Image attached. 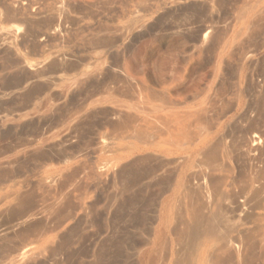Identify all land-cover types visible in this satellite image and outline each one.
Listing matches in <instances>:
<instances>
[{
  "label": "rangeland",
  "instance_id": "1",
  "mask_svg": "<svg viewBox=\"0 0 264 264\" xmlns=\"http://www.w3.org/2000/svg\"><path fill=\"white\" fill-rule=\"evenodd\" d=\"M36 1L0 0V264H174L185 246L172 230L190 220L185 192L201 155L181 176L177 158H165L142 133L159 117L174 124L178 114L192 117L187 127L196 140L231 145L245 117L264 118V0ZM20 23L28 34L6 37ZM53 27L62 33L43 39ZM114 113L124 116L115 121ZM127 116L134 126L113 132ZM25 200L34 212L23 213ZM19 215L37 222L20 226ZM188 245L200 263L204 241ZM19 248L29 252L27 263L13 260ZM256 249V264H264L263 245Z\"/></svg>",
  "mask_w": 264,
  "mask_h": 264
},
{
  "label": "bare ground",
  "instance_id": "2",
  "mask_svg": "<svg viewBox=\"0 0 264 264\" xmlns=\"http://www.w3.org/2000/svg\"><path fill=\"white\" fill-rule=\"evenodd\" d=\"M31 1V0H30ZM36 1V0H35ZM38 1V0H37ZM36 1V2H37ZM18 2V1H17ZM34 2V1H33ZM243 2V1H242ZM15 3V2H14ZM30 3V2H29ZM28 3V4H29ZM246 3V2H245ZM6 4V3H5ZM17 6L21 5L18 3H16ZM39 4V2H38ZM244 4V3H242ZM14 6V5H13ZM13 12H15V7H13ZM28 6V5H27ZM247 6V5H245ZM6 7V5H5ZM241 7V6H240ZM244 7V6H243ZM3 8V7H2ZM8 8V7H7ZM10 8V7H9ZM18 9L20 7H17ZM16 8V10H17ZM258 8V7H257ZM261 8V7H260ZM239 10V9H238ZM6 11V10H5ZM9 11V10H7ZM12 11V9H11ZM21 11V8L18 11V15L19 12ZM253 11V10H252ZM6 13V12H5ZM9 13V12H8ZM6 13V15L8 14ZM21 13V12H20ZM257 13V11H256ZM259 13V12H258ZM11 14V12H10ZM22 14V13H21ZM20 14V15H21ZM25 14V13H23ZM32 14V13H31ZM39 14V13H38ZM41 14V13H40ZM13 15H16V13H14ZM12 15V16H13ZM35 15V14H34ZM25 16V15H24ZM38 16V15H37ZM259 16V15H258ZM16 17V16H13ZM19 17V16H18ZM34 17V16H33ZM40 17V16H39ZM38 17V19H39ZM7 18V16H6ZM12 18V17H10ZM22 18V17H21ZM29 18V17H28ZM260 18V16H259ZM263 18V17H262ZM262 18H260L261 20H263ZM34 19V18H33ZM242 19V18H241ZM21 20V19H20ZM24 20V19H22ZM32 18L30 17V20L28 19V21H31ZM42 20V19H41ZM257 20V19H256ZM18 21V20H17ZM16 21V22H17ZM259 21V20H257ZM256 21V22H257ZM264 21V20H263ZM21 22V21H20ZM39 22V21H38ZM37 22V23H38ZM18 23V22H17ZM26 23V22H24ZM43 23V20H42ZM48 23V22H47ZM46 23V24H47ZM252 23V22H251ZM28 24V23H27ZM25 24V29H26V25ZM30 24V22H29ZM32 24V23H31ZM257 24V23H256ZM262 25L264 24L261 23ZM258 25V24H257ZM30 26V25H29ZM47 26V25H46ZM64 26V25H63ZM256 26V25H253ZM259 26V25H258ZM257 26V27H258ZM28 27V26H27ZM43 27V26H42ZM49 27V26H47ZM62 27V26H61ZM65 27V26H64ZM69 27V26H68ZM249 27V26H248ZM262 28V26H259V28ZM23 28V24L21 25L20 23V27H17L16 31L11 32L8 36L6 35V37H8L9 39H17V36L20 34V36H22V39L24 38L23 35H21V33H27V31H25V29ZM54 28V27H53ZM66 28V27H65ZM24 29V30H23ZM30 29V28H29ZM51 29V28H50ZM49 29V30H50ZM63 29V28H62ZM71 29V28H70ZM214 29V28H213ZM251 29V26H250ZM253 29V28H252ZM251 29V31H252ZM263 29V28H262ZM27 30V29H26ZM257 30H259L257 28ZM261 30V29H260ZM36 31V30H35ZM42 32V31H41ZM48 32V31H47ZM256 32V30H255ZM46 33V32H45ZM44 33V34H45ZM62 30L59 28H54L50 30V33H46L45 35L42 33V35L45 36L48 39L51 35H57V34H61ZM209 32H207L206 34H204V37H206ZM211 33V31H210ZM254 33V32H253ZM257 33V32H256ZM8 34V33H7ZM26 34V35H27ZM39 34V33H38ZM4 35V34H3ZM25 35V34H24ZM64 35V34H63ZM63 35H60L63 36ZM71 35V34H70ZM1 36V35H0ZM19 36V37H20ZM28 36V35H27ZM36 36V35H35ZM41 35H39L40 37ZM59 36V35H57ZM70 37V36H69ZM86 37V36H85ZM250 37V35H249ZM5 38V35H4ZM207 38V37H206ZM2 39V38H1ZM7 39V38H5ZM21 39V37H20ZM58 39H63V37ZM70 39V38H69ZM205 39V38H204ZM211 39V38H210ZM254 39V38H253ZM252 39V40H253ZM259 39V38H258ZM37 40V39H36ZM49 40V39H48ZM73 40V39H72ZM85 40V39H84ZM91 40V39H90ZM245 40V39H244ZM93 41V40H92ZM91 41V43H92ZM207 41V40H206ZM255 41H257L255 39ZM30 42V41H29ZM35 42V41H34ZM37 42V41H36ZM264 42V41H263ZM39 43V42H37ZM42 43V42H41ZM62 43V42H61ZM96 43V42H95ZM100 43V42H99ZM201 43H206V42H201ZM255 43V42H254ZM32 45V44H31ZM30 45V46H31ZM34 45V44H33ZM32 45V46H33ZM96 45V44H94ZM206 45V44H205ZM89 46V45H88ZM99 46V45H98ZM103 46V45H102ZM101 46V47H102ZM105 46V45H104ZM249 45H247L248 47ZM95 47V46H94ZM97 47V45H96ZM205 47V46H204ZM250 47V46H249ZM262 47V46H261ZM29 48V47H28ZM99 48V47H98ZM33 49V47H32ZM37 49V48H36ZM203 53V52H202ZM258 54V53H257ZM58 58V57H57ZM65 58V56H64ZM63 58V59H64ZM69 58V57H68ZM67 58V59H68ZM61 58V60H63ZM234 59V58H233ZM242 59V57H241ZM60 60V61H61ZM66 60V59H65ZM57 61V60H56ZM54 61V62H56ZM264 61V60H263ZM262 61V62H263ZM82 62V59H81ZM217 63V62H216ZM57 64V63H56ZM59 64V63H58ZM229 64V63H228ZM227 64V65H228ZM231 64V63H230ZM81 65V64H80ZM46 66V65H45ZM56 66V65H55ZM65 66V65H64ZM230 66V65H229ZM252 66V65H251ZM260 66V65H259ZM32 67V66H31ZM58 67V66H57ZM68 67V66H67ZM48 68V66H47ZM46 68V69H47ZM63 71H64V67L62 66ZM61 68V69H62ZM40 69V68H39ZM57 69V68H56ZM59 69V68H58ZM60 69V70H61ZM29 70V69H28ZM49 70V69H48ZM68 70V69H67ZM42 72L44 70H41ZM39 70V72H41ZM62 71V72H63ZM71 71V70H70ZM74 71V70H73ZM264 71V70H263ZM32 72H35V70ZM37 72V69H36ZM46 72V71H45ZM61 72V71H60ZM44 73V72H43ZM42 73V74H43ZM66 73V72H65ZM119 73V72H118ZM261 73V72H260ZM35 76L37 73H34ZM34 74L32 73V75L34 76ZM41 73L38 75H42ZM110 74V73H109ZM116 74V73H115ZM255 74V73H254ZM259 74V73H258ZM262 74V73H261ZM259 74V75H261ZM112 75V74H111ZM252 75V74H251ZM93 76V75H92ZM56 77V76H55ZM260 77V76H259ZM262 77V76H261ZM264 77V76H263ZM33 78V77H32ZM251 78V77H250ZM56 79V78H55ZM61 79V78H60ZM114 80V79H113ZM250 80V79H249ZM258 80V79H257ZM118 83L120 80H117ZM123 80H121L120 82H122ZM263 81V80H262ZM82 82V81H81ZM258 82V81H257ZM256 82V83H257ZM260 82V81H259ZM114 83V82H113ZM124 84V82H122ZM121 83V84H122ZM261 83V82H260ZM259 83V84H260ZM264 83V82H263ZM120 84V83H119ZM250 84V83H249ZM79 85V84H78ZM256 85V84H255ZM264 85V84H262ZM261 85V86H262ZM81 87V86H79ZM106 87V85H105ZM115 87V86H114ZM117 87V86H116ZM120 87V85H119ZM118 87V88H119ZM125 87V86H124ZM222 87L223 86H219ZM77 88V87H76ZM248 88V87H247ZM252 88V87H251ZM264 88V87H263ZM103 89V88H102ZM117 89V88H115ZM123 89V88H122ZM137 89V88H136ZM139 89V88H138ZM141 89V88H140ZM217 89V88H216ZM98 90V89H97ZM107 90V89H104ZM101 90V91H104ZM109 90V89H108ZM111 90V89H110ZM113 90V88H112ZM125 90V89H124ZM218 90V89H217ZM221 89H219L220 91ZM140 91V90H138ZM155 91V90H154ZM225 89H224V94H225ZM96 92V91H95ZM127 92V90H126ZM125 91H121V90H114L112 93H114L115 95H119L120 97H127L128 93L126 94ZM133 92V91H132ZM160 92V91H159ZM247 92V91H246ZM259 92V91H258ZM261 92V91H260ZM64 93V92H63ZM97 93V92H96ZM110 93V92H109ZM158 93V91H157ZM161 93V92H160ZM159 93V94H160ZM220 93V92H219ZM223 93V91H222ZM257 93V92H256ZM255 93V94H256ZM61 94V93H60ZM92 95L95 96V93L92 92ZM51 95V94H50ZM63 95V94H62ZM158 95V94H157ZM163 95V94H162ZM165 95V94H164ZM221 95V93H220ZM223 95V94H222ZM130 96V95H129ZM168 96V95H167ZM225 96V95H224ZM249 96V95H248ZM247 96V97H248ZM260 96V95H258ZM257 96V97H258ZM49 97V96H48ZM91 97V96H89ZM166 97V96H165ZM238 97V96H237ZM88 98V96L86 97ZM185 98V97H184ZM220 98V97H219ZM222 98V97H221ZM156 99V98H155ZM253 99V98H252ZM186 100V99H185ZM221 101V100H220ZM256 101V99H255ZM258 101V100H257ZM86 102V101H85ZM164 102V101H163ZM167 102V100H166ZM169 102V101H168ZM218 102V101H217ZM224 102V101H223ZM222 102V103H223ZM226 102V101H225ZM259 102V101H258ZM180 103V102H179ZM182 103V102H181ZM228 103V102H227ZM257 103V102H256ZM261 103V102H260ZM263 103V102H262ZM82 104V103H81ZM172 106V103H169ZM174 104V103H173ZM194 104V103H193ZM225 104V103H223ZM230 104V103H228ZM252 105V103H251ZM158 106V105H157ZM196 106V105H195ZM231 106V105H230ZM79 107V105H78ZM169 107V106H168ZM179 108V107H178ZM181 108V107H180ZM225 108V107H224ZM248 108V107H247ZM257 109V108H256ZM255 109V110H256ZM222 110V109H221ZM254 110V109H253ZM196 111V110H195ZM200 110H197V112ZM208 111V110H207ZM211 111V109H210ZM247 111V110H246ZM258 112V110H256ZM261 111V110H260ZM54 112V111H53ZM177 112V111H176ZM184 113L187 111H183ZM215 112V111H213ZM225 110L223 111L224 114ZM255 113V111H253ZM256 112V113H257ZM63 113V112H62ZM118 113V112H117ZM117 113H114L116 116ZM179 113V112H178ZM183 113V114H184ZM202 113V112H201ZM204 113V112H203ZM209 113V112H206ZM205 113V114H206ZM255 113V114H256ZM259 113V112H258ZM257 113V114H258ZM60 114V112H59ZM64 114V113H63ZM68 114V113H67ZM121 114V113H120ZM62 115V114H61ZM108 115V113H107ZM122 115L124 116V114L122 113ZM120 115V116H122ZM133 114H131L132 116ZM173 115V114H172ZM185 115V114H184ZM187 115H189L187 113ZM215 115V114H214ZM222 115V113H221ZM263 115V114H262ZM64 116V115H63ZM85 116V115H84ZM113 116V115H111ZM108 117L109 119L112 117ZM118 116V115H117ZM115 118V121L117 119H119V117ZM174 116V115H173ZM177 116L179 117V115L177 114ZM190 116V115H189ZM194 116V115H193ZM204 116L203 114H201V117ZM211 116V115H209ZM130 116H127L126 119L122 120L123 123L122 125H117V123L115 125H112L113 127V132L118 131L117 129L119 127H121V130L124 128H127L129 126V119ZM134 117V116H132ZM131 117V118H132ZM168 117V116H167ZM178 117L174 118V124H172L171 122H169V120H165L159 117V119H157V126L156 128H150L152 129L151 133H153L154 135H150L151 133L149 132V134H145L142 133V140H146V142L149 143V145L155 146L151 143H153L154 140H156L157 146H158V151L159 153H161L162 155H164L165 158H177L174 162L177 168V165L180 167L181 169V176L185 173L184 170H186L187 168H190L193 164H195V158H193V156L196 155H201L199 157H201V160L199 162H197V165L195 166L197 168V172L194 175H191V177L189 178V180L187 181V189L185 192L186 198L187 200L190 202V207L191 208V213H190V220L189 222H187L185 219H183V221H186L187 223L184 222V224L180 223V220L178 223H175L176 229L174 228L172 230V234L175 236V241H177L180 245L184 244V252L180 251V254H177V256L175 257L176 262L174 264H195L196 262V258L198 257L197 255V251H195V248H192V245H188L187 244H193L194 243H200V241H204V245L203 247H205L204 249V254L202 255V260L200 263L198 264H256V256H255V250L256 246H262L263 245V250H264V118L261 119L257 116V118H253V117H249V119H247L245 117V119L243 120V124H241V129H237V125H236V129L235 131L238 130V132L236 133L237 136L235 137V135H233L231 137L230 134V139H233V141L231 142V145L229 143V145H227L226 143H224V139H222V141H220L217 144H208L206 141H199L196 140L195 138L197 137H193L189 134L190 130H188L189 127H187V122H189L191 120V118H186V119H179ZM195 117V116H194ZM207 117V116H205ZM213 117V116H211ZM217 117V116H216ZM57 118V117H56ZM65 118V117H64ZM113 118V119H114ZM117 118V119H116ZM130 118V119H131ZM136 118V117H135ZM135 118H133L134 120H132L133 122H136ZM220 118V115H219ZM218 118V119H219ZM36 119V118H35ZM41 119V118H40ZM60 119V118H59ZM108 119V120H109ZM121 119V118H120ZM167 119V118H166ZM196 119V118H195ZM204 119V118H203ZM206 119V118H205ZM212 119V118H211ZM240 119V118H239ZM238 119V120H239ZM243 119V118H242ZM44 120V119H43ZM63 119H61L62 122ZM82 120V119H81ZM140 120V119H139ZM172 120V119H171ZM194 120V119H193ZM208 120V119H207ZM216 120V118H215ZM113 121V120H112ZM112 121H108L110 124L112 123ZM118 121V120H117ZM121 122V120H119ZM195 121V120H194ZM202 121V120H201ZM200 121V122H201ZM36 122V121H35ZM79 122V121H78ZM114 122V121H113ZM118 122V124L120 123ZM139 122V121H138ZM198 122V121H197ZM211 122V121H209ZM57 123V122H55ZM59 123V122H58ZM147 123V122H146ZM238 123V122H236ZM45 124V123H44ZM121 124V123H120ZM131 124V123H130ZM134 124V123H133ZM139 124V123H138ZM192 124V122L190 123ZM207 124V123H206ZM214 124V123H213ZM42 125V124H41ZM46 125V124H45ZM55 125V124H54ZM109 124L107 123V126ZM137 125V124H136ZM148 125V124H147ZM146 125V126H147ZM189 125V124H188ZM203 125V124H202ZM210 125V124H209ZM208 125V126H209ZM221 125V127L223 128L224 126V122L219 124ZM132 126V125H131ZM131 126H129L131 128ZM134 126V125H133ZM132 126V127H133ZM138 126V125H137ZM140 126V125H139ZM206 126V125H205ZM48 126H46L47 128ZM49 127L51 128L52 125L50 124ZM54 127V126H53ZM110 126V128H112ZM141 127V126H140ZM145 127V126H144ZM193 127V126H192ZM204 127V126H203ZM220 127V128H221ZM76 128V127H75ZM137 128V127H136ZM147 128V127H146ZM206 128V127H205ZM208 128V127H207ZM128 129V128H127ZM134 129V128H133ZM132 129V131H133ZM197 129V128H196ZM210 129V128H208ZM45 130V129H44ZM52 130V128H51ZM75 130V129H74ZM125 130V129H124ZM123 130V131H124ZM129 130V129H128ZM203 130V129H202ZM78 131V130H77ZM75 131V132H77ZM126 131V130H125ZM131 131V132H132ZM137 131H139V134L141 135L140 130L137 129ZM142 131V130H141ZM148 131V130H147ZM193 131V129H192ZM191 131V132H192ZM198 131V130H197ZM201 131V130H200ZM204 131V130H203ZM215 131V130H214ZM112 132V133H113ZM190 132V133H191ZM199 132V131H198ZM205 132V131H204ZM44 133V132H43ZM115 133H123L122 131L120 132H115ZM113 133V134H115ZM129 133V132H128ZM138 133V132H137ZM195 133V132H193ZM120 134V136H121ZM133 134V133H132ZM137 134V135H139ZM201 134V133H200ZM207 134V132H206ZM229 134V133H228ZM39 135V134H38ZM37 135V136H38ZM76 135V134H75ZM117 134H115L114 136H116ZM139 135V137H140ZM194 135V134H193ZM226 135V134H225ZM125 136V135H124ZM134 136V135H133ZM198 136V135H197ZM200 136V135H199ZM123 137V136H122ZM138 137V136H137ZM138 137V138H139ZM140 137V139H141ZM202 137V136H201ZM69 139V138H68ZM200 139V138H199ZM68 141V140H67ZM69 142V141H68ZM217 142V141H216ZM23 143V142H22ZM21 143V146L23 145ZM25 143V142H24ZM71 143V142H69ZM103 143V142H102ZM181 143H186V145H188V149L182 150L180 149V147H178V144ZM62 145V144H61ZM146 145V144H145ZM143 146V145H142ZM183 146V145H182ZM175 150H172L171 148ZM106 148V147H104ZM184 148V147H183ZM145 150V149H144ZM27 153V152H26ZM30 153V152H29ZM140 155V154H139ZM160 155V154H159ZM193 155V156H192ZM23 156V155H22ZM152 157V155H151ZM159 157V156H158ZM157 158V157H156ZM155 158V159H156ZM161 158V157H160ZM163 158V157H162ZM161 158V159H162ZM137 159V158H135ZM152 159V158H150ZM173 159V158H172ZM242 160H245V165L244 162L243 166L240 165V162ZM21 161V160H20ZM139 162V160H137ZM135 162V161H134ZM143 162V161H142ZM146 162V161H145ZM17 163V162H16ZM16 163L13 162V164L16 165ZM128 163V162H127ZM140 163V162H139ZM137 163V164H139ZM158 163V162H157ZM171 163V164H172ZM5 164V163H4ZM9 164V163H8ZM136 164V163H135ZM167 164V163H166ZM165 162L162 163V161H160V166L161 168L164 167V165H166ZM12 165V166H15ZM129 165V164H128ZM143 165V164H142ZM156 165V166H157ZM123 166V165H122ZM10 167V166H9ZM135 167V166H134ZM157 167L158 169H161ZM178 167V169H179ZM173 167H171L172 169ZM175 168V169H176ZM136 169V168H135ZM169 168L167 167V170ZM166 170V172H167ZM158 171V170H157ZM170 171V170H168ZM172 171V170H171ZM176 171V170H175ZM103 172V171H102ZM136 172V171H135ZM166 172L164 173V175L166 174ZM177 172V171H176ZM194 172V171H193ZM168 173V172H167ZM173 173V172H171ZM183 173V174H182ZM175 174V173H174ZM168 175V174H167ZM170 175V174H169ZM190 175V174H189ZM109 176V175H108ZM107 176V177H108ZM163 176V175H162ZM180 176V177H181ZM75 177V176H74ZM187 178V179H188ZM65 179V178H63ZM74 179V178H73ZM165 179V178H164ZM183 179V177H182ZM6 180V179H5ZM48 180V179H46ZM53 180V179H52ZM58 180V179H57ZM55 180V181H57ZM69 180V179H68ZM65 180V181H68ZM71 180V179H70ZM8 181V180H6ZM55 181H52L51 186L53 185V183ZM165 181V180H163ZM167 181V180H166ZM49 182V180H48ZM63 182V181H61ZM70 182V181H69ZM72 182V181H71ZM76 184V181H73L72 183ZM47 183V182H46ZM80 183V182H79ZM160 186L162 185V182H160ZM167 183V182H166ZM44 184V183H43ZM57 184V183H56ZM55 184V185H56ZM170 184V183H169ZM67 185V183H66ZM80 185V184H79ZM186 185V184H185ZM64 186V185H63ZM77 186V184H76ZM81 186V185H80ZM77 186V187H80ZM162 186H166L167 185L164 183V185ZM161 186V187H162ZM170 187V186H168ZM230 187H233L232 189H230ZM48 188V187H47ZM70 189V188H69ZM169 189V188H168ZM52 190V189H51ZM167 190V189H166ZM166 190H164L163 188L160 189V195H162L161 193H164V191L166 192ZM69 191V190H68ZM72 191V190H71ZM69 191V192H71ZM76 191V190H75ZM163 191V192H162ZM170 191V190H169ZM73 192V191H72ZM59 194V193H58ZM70 194V193H69ZM61 196V195H59ZM26 197V196H25ZM25 197H23V199H25ZM29 197V196H28ZM65 197V196H64ZM21 199V197L19 198ZM22 199V200H23ZM29 198H27L28 200ZM62 199V198H61ZM60 199V200H61ZM179 199V198H177ZM54 200V198H53ZM30 201V200H29ZM32 201V200H31ZM56 201V199H55ZM179 201V200H177ZM187 201V202H188ZM27 202V203H26ZM34 202V201H33ZM57 202V201H56ZM65 202V201H64ZM182 202V201H181ZM188 202V203H189ZM22 202H20L18 205H20ZM35 203V202H34ZM177 203V202H176ZM30 204V203H29ZM180 204V201H179ZM36 205V204H34ZM30 205H28V201H24L23 204L21 205V208L24 210L23 213H27L29 211L34 212L33 210H30ZM180 206V205H179ZM178 206V207H179ZM32 207V204H31ZM36 207V206H35ZM182 207V206H181ZM35 209V208H33ZM86 210V208H85ZM181 211V209H180ZM39 212V211H38ZM179 212V211H178ZM177 212V213H178ZM183 208L181 213H183ZM41 213V212H39ZM181 213L179 212V215H181ZM185 213V212H184ZM183 213V214H184ZM30 214V213H29ZM36 214V213H35ZM42 214V213H41ZM32 217L35 216L33 214H31ZM37 215V214H36ZM39 215V214H38ZM177 215V214H176ZM189 215V213H188ZM27 215H25L26 217ZM40 216V215H39ZM42 216V215H41ZM178 216V215H177ZM183 216V215H182ZM182 216H180L182 218ZM24 217V218H25ZM28 218L25 219V221H23L20 217V215L17 217L19 219L18 220V225L23 226L24 224H27V222H32V220L30 221H26L29 219ZM36 217V216H35ZM34 217V219H35ZM46 217V216H45ZM39 218V217H38ZM180 218V219H181ZM184 218V217H183ZM186 218V217H185ZM39 220V219H37ZM177 221V218L175 219ZM61 221V220H60ZM182 221V220H181ZM35 221L33 220V223ZM37 222V221H36ZM35 222V223H36ZM39 222V221H38ZM175 222V221H174ZM41 223V222H40ZM61 223V222H60ZM15 225V226H18ZM30 225V223H29ZM37 225V224H36ZM34 224V226H36ZM15 226H11L14 227ZM31 226V225H30ZM29 226V228H30ZM60 226V225H59ZM174 226V225H173ZM6 227V226H5ZM10 228V230H12ZM28 227V226H27ZM26 227V228H27ZM37 227V226H36ZM39 227V226H38ZM35 230L37 234L38 231L40 229ZM13 228V229H14ZM34 228V227H31ZM173 228V227H172ZM1 231V230H0ZM23 231L20 230L18 231L19 233ZM24 231H26V229H24ZM34 231V229H33ZM40 231V230H39ZM28 232V231H27ZM26 232V233H27ZM41 232V231H40ZM43 232V230H42ZM46 232V231H45ZM5 233H9V232H5ZM16 233V232H14ZM22 233V232H21ZM20 233V234H21ZM17 234V233H16ZM15 234V235H16ZM22 234H25L24 232ZM30 234V233H29ZM32 234V233H31ZM41 234V233H39ZM1 235H4L1 234ZM19 236V234H17ZM25 236V235H23ZM29 236V235H28ZM40 236V235H39ZM3 237V236H1ZM6 237V236H5ZM8 237V236H7ZM11 237V236H10ZM28 238V237H27ZM37 238V237H36ZM5 240V238H3ZM9 239V238H8ZM12 239V238H11ZM16 239V238H15ZM26 240V237H25ZM33 240V239H32ZM12 241V240H10ZM35 242V241H34ZM192 242V243H191ZM6 243V241H5ZM9 243V242H8ZM7 243V244H8ZM13 244V243H11ZM10 244V246H11ZM148 244V243H147ZM146 244V245H147ZM186 244V245H185ZM6 245V244H5ZM14 245V244H13ZM18 245V244H17ZM179 245V247H180ZM15 246V245H14ZM24 246V245H23ZM201 246V245H200ZM19 247V246H18ZM196 247V245H195ZM199 247V246H198ZM50 248V247H49ZM182 248V246L180 247ZM20 250H18L14 255L13 260L14 261H20L22 259H27L28 258V251L25 250L26 248H19ZM51 249V248H50ZM174 249V248H173ZM262 249V248H261ZM182 250V249H181ZM151 251V250H150ZM260 251V250H258ZM13 252V251H12ZM155 252V251H154ZM178 252V251H177ZM203 252V251H202ZM264 254V253H263ZM259 255V254H258ZM11 256V255H10ZM37 256V255H36ZM39 257V256H37ZM154 257V256H153ZM164 257V256H163ZM264 257V256H263ZM157 258V257H156ZM177 258V259H176ZM32 259V258H31ZM36 259V258H34ZM166 260V259H165ZM26 261V260H25ZM31 261V260H30ZM167 261V260H166ZM259 261V260H257ZM143 262V261H142ZM27 263V261H26ZM32 263V262H31ZM258 263V262H257ZM260 263V262H259ZM262 263V262H261ZM142 264V263H141Z\"/></svg>",
  "mask_w": 264,
  "mask_h": 264
}]
</instances>
